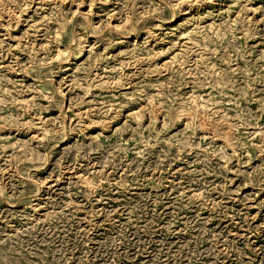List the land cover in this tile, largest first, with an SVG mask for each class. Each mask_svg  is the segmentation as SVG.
I'll return each mask as SVG.
<instances>
[{
  "label": "rangeland",
  "instance_id": "obj_1",
  "mask_svg": "<svg viewBox=\"0 0 264 264\" xmlns=\"http://www.w3.org/2000/svg\"><path fill=\"white\" fill-rule=\"evenodd\" d=\"M0 264H264V0H0Z\"/></svg>",
  "mask_w": 264,
  "mask_h": 264
}]
</instances>
